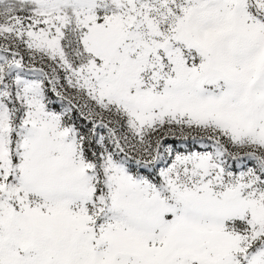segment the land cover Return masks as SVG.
<instances>
[{"label": "snow or ice", "instance_id": "6c2138e0", "mask_svg": "<svg viewBox=\"0 0 264 264\" xmlns=\"http://www.w3.org/2000/svg\"><path fill=\"white\" fill-rule=\"evenodd\" d=\"M0 264H264V0H0Z\"/></svg>", "mask_w": 264, "mask_h": 264}]
</instances>
